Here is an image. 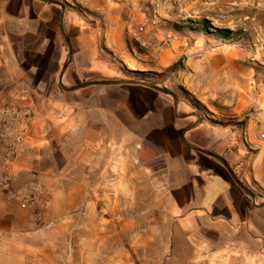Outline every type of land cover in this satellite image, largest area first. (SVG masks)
Listing matches in <instances>:
<instances>
[{
	"label": "crops",
	"instance_id": "obj_1",
	"mask_svg": "<svg viewBox=\"0 0 264 264\" xmlns=\"http://www.w3.org/2000/svg\"><path fill=\"white\" fill-rule=\"evenodd\" d=\"M150 3L0 0V107L32 116L11 187L48 200L0 196V264H264V101L258 125L218 126L145 82L96 79L134 48L132 24L155 48Z\"/></svg>",
	"mask_w": 264,
	"mask_h": 264
},
{
	"label": "rangeland",
	"instance_id": "obj_2",
	"mask_svg": "<svg viewBox=\"0 0 264 264\" xmlns=\"http://www.w3.org/2000/svg\"><path fill=\"white\" fill-rule=\"evenodd\" d=\"M160 2L151 24L155 48L136 39L132 24L125 34L134 48L124 46L122 53L109 55L113 62L96 79L115 85L145 82L190 110L218 116L212 119L218 126H241L250 118L258 125L254 118L264 101V0ZM217 30L231 35L221 39ZM133 65L146 71L129 69ZM121 95L111 96L121 100ZM244 101L250 104L246 111Z\"/></svg>",
	"mask_w": 264,
	"mask_h": 264
},
{
	"label": "built area",
	"instance_id": "obj_3",
	"mask_svg": "<svg viewBox=\"0 0 264 264\" xmlns=\"http://www.w3.org/2000/svg\"><path fill=\"white\" fill-rule=\"evenodd\" d=\"M144 2L147 5L146 0ZM145 24L137 26L135 34H142L147 27ZM152 43L155 47L154 37ZM31 119L27 109L8 105L0 107V196L17 201L23 209L41 210L47 206L48 200L38 186H30L25 191L11 187L15 177L14 166L29 136ZM259 137L264 141V132Z\"/></svg>",
	"mask_w": 264,
	"mask_h": 264
},
{
	"label": "trees",
	"instance_id": "obj_4",
	"mask_svg": "<svg viewBox=\"0 0 264 264\" xmlns=\"http://www.w3.org/2000/svg\"><path fill=\"white\" fill-rule=\"evenodd\" d=\"M216 32L218 34V37H220L221 39H228L231 35V32L229 30H217ZM138 74H142V73H138Z\"/></svg>",
	"mask_w": 264,
	"mask_h": 264
},
{
	"label": "bare ground",
	"instance_id": "obj_5",
	"mask_svg": "<svg viewBox=\"0 0 264 264\" xmlns=\"http://www.w3.org/2000/svg\"><path fill=\"white\" fill-rule=\"evenodd\" d=\"M143 1H145V0H143ZM129 69H131V70H135V68H133V67H131V66L129 67ZM207 108H209V110L212 111V109H211L209 106H207ZM212 112H213V111H212Z\"/></svg>",
	"mask_w": 264,
	"mask_h": 264
},
{
	"label": "water",
	"instance_id": "obj_6",
	"mask_svg": "<svg viewBox=\"0 0 264 264\" xmlns=\"http://www.w3.org/2000/svg\"><path fill=\"white\" fill-rule=\"evenodd\" d=\"M108 84H114V83H108Z\"/></svg>",
	"mask_w": 264,
	"mask_h": 264
}]
</instances>
